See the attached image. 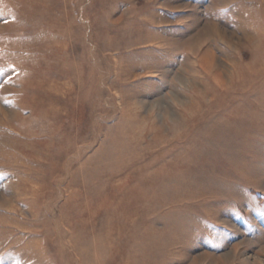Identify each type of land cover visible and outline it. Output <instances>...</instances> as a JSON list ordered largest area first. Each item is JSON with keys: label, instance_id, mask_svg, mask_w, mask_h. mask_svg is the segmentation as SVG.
Masks as SVG:
<instances>
[{"label": "rangeland", "instance_id": "obj_1", "mask_svg": "<svg viewBox=\"0 0 264 264\" xmlns=\"http://www.w3.org/2000/svg\"><path fill=\"white\" fill-rule=\"evenodd\" d=\"M0 264H264V0H0Z\"/></svg>", "mask_w": 264, "mask_h": 264}]
</instances>
